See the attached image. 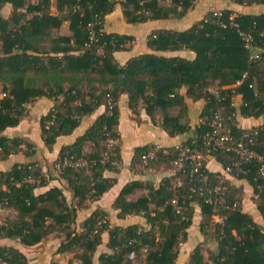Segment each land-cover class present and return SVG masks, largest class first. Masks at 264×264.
Instances as JSON below:
<instances>
[{"label":"trees","instance_id":"trees-1","mask_svg":"<svg viewBox=\"0 0 264 264\" xmlns=\"http://www.w3.org/2000/svg\"><path fill=\"white\" fill-rule=\"evenodd\" d=\"M195 1L0 0V8L11 6L9 16L0 15V160L22 151V145L26 149L32 147L24 138L7 136L2 131L16 126L25 114V104L36 97L46 96L54 102L39 119L41 139L49 150L58 136L72 133L84 116L101 105L105 107L83 134L60 148L54 162H65L57 176L71 189L75 201L68 203L58 187L35 193L49 179L35 161L0 170V204L15 213L13 219L0 223L1 237L34 245L56 233L62 237L56 252L72 253L68 264H92L106 231L109 251L98 255V264H176L191 225L193 204H197L203 215L200 232L213 237L216 246L215 250H205L203 244H197L189 254L188 264H264V231L242 210L240 191L227 177L229 199L237 201V205L217 210L223 216V224L212 220L211 205L195 195L188 197V183L175 193L177 203L183 207L176 212L170 203L174 193L168 176L157 186L132 180L121 188L112 204L118 218L140 215L148 228L138 224L111 225L101 209L83 220L81 231L72 226L84 201L97 199L115 181L105 177L104 171L115 172L117 167L102 160L107 150L106 138L119 139L121 94L128 96V106L134 114H138L139 106L153 121L159 113V126L170 136L191 128L187 117L189 103L202 99L205 104L201 117L219 106L234 136L256 131L255 150L261 152L264 148V124L248 129L238 127L232 101L239 94L242 114L264 113V13L233 14V10L223 9L215 15V11H209L186 29L151 31L146 45L152 52L130 57L123 64L115 59L116 51L129 50L134 44L131 35L104 29L106 15L116 6L121 8L126 22L142 23L182 18ZM233 1L242 5L264 4V0ZM53 4L56 13L51 12ZM63 22L68 23V33L54 34ZM241 32L248 37L249 46ZM184 50L193 52V58L155 52ZM253 53L258 57H251ZM207 129V125L198 123L194 135L181 144L201 146ZM86 146L90 147L89 152L84 150ZM148 148L134 149L137 162ZM111 151L109 160H120L119 142ZM23 153L30 155L24 149ZM171 156L159 153L151 165H169ZM205 157V174L211 182H217L222 168L234 156L218 151L205 153ZM210 158L221 164V171L208 168ZM77 160L82 164L77 165ZM228 176L250 184L256 194V208L264 218V174L259 172L258 163L243 164ZM135 189H143L144 193L134 200L127 199ZM203 251L208 253L207 259ZM131 252L133 258L128 257ZM0 257L8 264H28L26 256L12 246L0 245Z\"/></svg>","mask_w":264,"mask_h":264},{"label":"crops","instance_id":"crops-1","mask_svg":"<svg viewBox=\"0 0 264 264\" xmlns=\"http://www.w3.org/2000/svg\"><path fill=\"white\" fill-rule=\"evenodd\" d=\"M10 4L3 5L5 9H11ZM51 12L56 13V8L51 7ZM223 9L233 10V14H259L264 13V4L242 5L235 3L233 0H196L194 7L188 11L182 18L179 19H165V20H148L142 23H128L122 14L121 8L116 6L114 10L106 15L104 29L107 32H116L119 34L131 35L134 44L129 50L116 51L114 53L115 59L123 64L130 57L136 56L145 52H152L146 45L148 34L154 29L169 28L182 30L188 28L194 22L200 20L209 11H221ZM4 14V13H3ZM7 17V15H3ZM67 23V22H66ZM68 33V32H65ZM162 55H182L187 58H193L194 53L191 51H178V52H161L155 51ZM214 88V87H212ZM233 106L235 107L234 122L240 128L248 129L253 126L264 124V113L259 116L245 115L240 112L241 96L236 94L233 96ZM53 100L46 96H39L31 102L25 104V114L21 117L19 123L13 127L5 128L2 133L7 136H20L30 142L32 147L26 149L24 145L22 148L30 152V155L25 156L22 151L9 155L6 159L0 160V170H8L15 163H25L35 161L42 168V173L49 176L45 185L37 187L35 193H41L51 187H58L65 196L68 203L75 201L71 189L65 182L57 176L54 170V162L58 156L59 150L63 145L72 143L76 137L83 134L84 131L92 124L95 118L105 111L104 105L99 106L93 113L86 115L82 118L80 124L68 135L58 136L49 150L44 145L41 139V131L39 119L42 115L46 114L53 106ZM205 101L202 99L191 101L189 103L187 117L191 128L181 134L170 136L165 130L159 126L160 115H155L154 121L139 106L138 114H134L128 106V96L121 94L118 99L119 117L117 130L119 133V147H120V162L117 170H105L104 176L114 178L113 185L105 191L97 199L86 200L83 205L77 209L75 221L72 224L76 231H81L82 222L94 210L101 209L107 213V219L111 225L128 226L138 224L141 227L148 228V224L140 215H127L124 218L117 217V210L112 207L114 199L120 192L121 188L132 180L149 181L157 186L160 181L170 175V166L166 163H159L151 165L147 169H142L134 158V149L136 147H173L175 145L185 142L187 139L194 135V126L198 124L201 118V112L204 107ZM172 114L173 111H170ZM86 152L90 151V147L86 146ZM207 166L211 171H221V164L214 160L208 159ZM229 178L232 185L237 187L241 194V207L242 210L251 215V217L262 227L264 231V218L256 208L254 194L250 184L244 180L235 178L233 176H226ZM144 193L143 189H135L127 196V199L134 200ZM14 213V212H13ZM13 216H5L6 218L13 219ZM203 215L200 207L193 204V216L191 225L187 229V238L180 246V252L176 260V264L180 263V254L185 251L192 250L197 244L207 241L212 237L203 235L198 229V225L202 220ZM102 241L97 247L93 258L92 264H98V255L102 252H108L106 242L108 240V233H102ZM62 237L59 234L51 233L40 242L34 245H24L18 239H11L0 236V245L12 246L21 251L27 258L28 264H50L55 262L57 264H68L72 258L70 252H56V249ZM216 246V245H215ZM187 252V253H188ZM181 261L188 264L185 256Z\"/></svg>","mask_w":264,"mask_h":264},{"label":"built area","instance_id":"built-area-1","mask_svg":"<svg viewBox=\"0 0 264 264\" xmlns=\"http://www.w3.org/2000/svg\"><path fill=\"white\" fill-rule=\"evenodd\" d=\"M215 15H220L221 12H214ZM237 26L236 23H233ZM241 35L246 41V46H249L248 37L241 32ZM251 57L257 58L258 55L253 53ZM200 124L207 125L208 129L203 134V144L199 147H192L190 145L178 144L170 147H149L143 151L139 156L138 164L142 169H147L151 164L157 160L159 153L164 157L172 154L169 159L170 166V190L173 191L174 196L170 203L175 206L176 212H181L182 205L177 203L175 193L188 183V197L193 195L201 198L204 202L212 206L213 214L212 220L219 224H223V216L218 213V209L234 208L237 201L231 202L228 196V185L226 183V176H228L234 168H240L243 164L257 162L258 170L264 174V148L261 152L255 150L257 138L256 131L253 134L242 132L239 136H234L230 125L227 123L223 115L221 107L217 106L211 110L209 115H204L199 119ZM119 142L117 137L108 136L106 138L107 150L103 155V162L109 161L116 167L119 165V160L111 159V147ZM225 152L233 154V159L230 163L222 168L221 175L217 176V182H211L204 171L205 153ZM63 164L57 162L54 164L56 173L61 171ZM77 165H81V160L76 161ZM9 209L0 204V223L3 222L6 213ZM129 258H133L134 254H128ZM0 264H8L5 259L0 257Z\"/></svg>","mask_w":264,"mask_h":264},{"label":"rangeland","instance_id":"rangeland-1","mask_svg":"<svg viewBox=\"0 0 264 264\" xmlns=\"http://www.w3.org/2000/svg\"><path fill=\"white\" fill-rule=\"evenodd\" d=\"M52 6H53V10H54V4H53ZM10 8H11V7H10ZM51 10H52V9H51ZM10 12H11V9H8V8L5 9V8H3V6L0 8V15H2V16H3V15H7V16H9ZM215 12H217V11H215ZM3 13H4V14H3ZM57 32H60V33L68 32V23L63 22L58 30H54V31H53L54 34L57 33ZM0 86H1V84H0ZM212 90H214V88H212ZM0 95H1V94H0ZM174 112H175V111H174ZM6 215L10 217V216H13L14 213H13L12 210L9 209V210L7 211V213H6ZM198 229H199V225H198ZM209 232H211V231H209ZM199 244H200V243H199ZM202 244H203L205 250H208V249H210V250H215V240H214L213 237H212L211 239L207 240V241L201 242L200 245H202ZM180 246H181V245H180ZM191 251H192V250H190L189 252H188V251H185L184 254H183V253L180 254V258H179V259H180V263H179V264H184V263L181 261V259L183 260L184 258H186V257H185L186 255H188L187 261L189 260V254L191 253ZM187 252H188V253H187ZM203 256H204V259H207L208 253H207L206 251H203ZM184 261H185V259H184Z\"/></svg>","mask_w":264,"mask_h":264}]
</instances>
